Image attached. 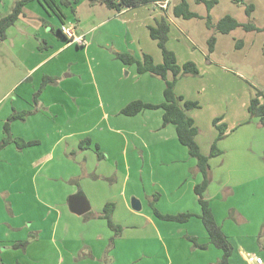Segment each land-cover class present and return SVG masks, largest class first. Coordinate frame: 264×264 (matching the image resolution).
I'll list each match as a JSON object with an SVG mask.
<instances>
[{
    "label": "crops",
    "instance_id": "0c3cea01",
    "mask_svg": "<svg viewBox=\"0 0 264 264\" xmlns=\"http://www.w3.org/2000/svg\"><path fill=\"white\" fill-rule=\"evenodd\" d=\"M84 1H79L76 12L78 6L83 4ZM155 1L162 0L151 2L154 3ZM86 3L93 6L96 2L90 3L87 1ZM155 6L160 10V18L164 17L170 23V18L166 14L167 9ZM131 9L133 7L116 13L118 17H121ZM109 13L97 24L87 29H83L80 25H76L71 21L64 20V23L73 26L77 34H84L86 44L80 47H84L86 51H89L95 44V37L91 36V39H88L87 36L105 25L104 22L112 20ZM122 22L124 23V19H122ZM149 25L151 24L147 23L146 27ZM216 43L217 41L213 51L210 53L207 51L206 61H204L206 70L215 74H217V69L223 68L219 60L210 56L216 50ZM72 44L75 43L66 41L58 49L69 47ZM103 44L108 46V43L104 42L99 44V47H102ZM46 46L45 43L44 48ZM106 51V48H104L106 56L102 55V52L96 54L99 55L97 61H95V56L89 58L86 67L87 78L92 85L91 88L97 105L99 107L104 105L102 104L104 99L99 85L101 83L106 104L109 108H112V113H102L95 125L98 122L107 123L122 119L124 121V132H126L129 131L126 126L135 124L137 127L130 132L133 134L138 129L135 135L142 143L140 145L142 154H110L108 147H106L108 143L104 146L98 139L91 138V143H94L102 153V157L98 158L96 149H94V154H90V149L87 152L85 149L88 148H80L79 143L82 140L80 132L65 130L55 125L59 130L50 134L45 125L47 120L44 118V112L42 111H37L32 114L33 116L30 115V118L29 115L26 116V121L35 118L32 120L34 124L41 122V127L37 128L33 135L26 138L27 141L38 140V143L26 146L31 147V154H0V159L2 156L7 157L10 165H22L9 172L13 178L10 183L2 184L1 182L0 208L6 209L10 216L8 220L5 211L0 224L7 222L9 229L12 231L22 230L23 227L27 232L41 231V224L36 223L32 218V221L27 220L29 218L24 219L23 222L29 221L31 222L29 224L14 222V220L17 221L18 210H31L33 205L37 204L39 208L44 210L41 217L46 216L44 220H47L50 225V234L47 237L53 244L52 247H54L57 254L55 264H124V250L121 244L125 236L124 226L122 227V224H124V221H122L124 220V210L143 217L146 224L152 227L149 233L132 234L131 237L133 238L145 239L148 237L156 238L158 241L181 242V240L188 241L185 236H194L198 243L208 242L206 231L199 218L192 216L183 223L162 220L152 213L150 207L153 200L156 209L163 214H176L178 212L198 214L200 212L194 186L200 182L201 174L196 170V160L189 156L186 147L178 142L174 126L171 124L162 126L163 110L160 108L144 109L134 115H126L120 112L126 104L133 100L150 103L162 102L164 100V81L147 72L138 73L135 64H125L118 59L114 53L126 52L124 48L112 44L109 50L110 56H107ZM146 53L150 54L149 51H146ZM46 58L31 64L16 84L31 78L28 74L36 67L35 71H37ZM176 59L179 64L189 60H180L177 55ZM153 60L155 63H160L162 57L157 55L153 57ZM132 65L134 68L131 67ZM125 66L130 67L123 74ZM95 67H97V71ZM214 67L217 69L214 70ZM108 70L111 71V79L107 78L106 73ZM44 75L55 77V81L48 83L49 85L61 83L58 74L44 72L36 79V85H32L31 99L34 91L40 86ZM72 75L73 73H69L65 76ZM180 79L181 77L174 87L175 93L182 95L185 99L196 100L191 97L193 94L192 89L195 87L191 88L190 85V87H185L187 83L184 88L181 87L182 80ZM107 80H110L111 86L107 87L105 83ZM49 85H45L43 90ZM222 89L211 90L210 95L216 99V105L212 106L214 111L206 117V121L201 118V114L197 110L198 107L192 109L189 115L199 128L196 141L203 154L209 153L211 144L217 134L212 120L219 117V123H224L227 126L226 135L217 142V147L222 153L209 159L211 181L204 194L209 201L216 223L221 227L233 246L232 253L228 257L229 263L254 264L247 262L246 257L248 254L258 256L264 254V251L258 249V247L256 248V245L254 246L252 243L259 240L261 249H264V243L257 237L260 235L258 231L260 226L255 229V219H252L251 214L242 211L245 205L235 204L231 200L235 198L240 186L249 181L251 172L253 174L255 172L258 156L255 152L257 143L262 146L264 144V127L258 125L257 118L250 119L249 117L247 105L253 96L252 93H248L247 100L243 101L237 97V94H240L237 88H234V90H230V88L229 92H223ZM43 90L36 99L35 106L37 105V108L40 105L41 108L46 109V105L47 109H50L54 103H59V99L54 96L44 97L45 91ZM203 90H205V87H201L197 92ZM261 90L264 92L263 89ZM24 96L26 97L24 99L19 97L22 104H11V106L5 107L4 114L0 115V138L3 133V122L11 114L10 112L29 110L32 106L27 100V92ZM79 98L76 104H79ZM258 130H261L259 132L261 140H258ZM15 136L21 138L20 135L16 134ZM124 143H129L125 135ZM228 149L233 151V154H225ZM145 151H148V153L153 151L155 154H144ZM3 177H5L4 174L0 173V181ZM74 194L84 196L89 204L87 212L78 215L69 209L68 198ZM132 198L140 201L141 212H134L135 210L131 206ZM106 203L114 204L111 219L114 224L121 227L120 233L115 237L106 220L98 217ZM250 226L254 228L248 229ZM40 234L41 232L38 235ZM14 236L12 239L16 240L10 239L14 243L22 242L26 238L25 234ZM200 239H203V241ZM188 242L190 243L189 249L190 247L192 249L191 253L196 256L198 255L196 252L206 250L211 245L208 244L206 249H200L193 248L191 242ZM248 246L254 249L256 254L247 251ZM7 247H11V245ZM171 250L172 252L177 250L175 245H172ZM164 251L169 254L168 248L165 247ZM220 252L216 261L222 255L221 250ZM1 255L0 253V263L2 262ZM216 261L214 264H216ZM12 262L13 260H10L7 264H12ZM206 264H209V262H206ZM262 264H264V258Z\"/></svg>",
    "mask_w": 264,
    "mask_h": 264
},
{
    "label": "rangeland",
    "instance_id": "374dc122",
    "mask_svg": "<svg viewBox=\"0 0 264 264\" xmlns=\"http://www.w3.org/2000/svg\"><path fill=\"white\" fill-rule=\"evenodd\" d=\"M15 1L0 0V15L8 14ZM40 1L41 3L36 0L27 3L23 9L24 15L20 16L14 25L8 28L6 38L4 41H0V115L4 114L5 107L11 106V104H22L19 97L26 98L24 95L27 92V100L32 105L29 110L33 111L29 114V118L37 111L44 112V118L47 120L45 125L50 134L59 130L57 127L64 128L65 130L80 132L81 139L89 137L90 143L91 138L98 139L104 146L108 143L106 147H108L110 154H142V147L140 146L142 143L135 135L138 129L133 134L130 132L137 127L135 124L126 126V129L129 130H125L126 132H124L122 119L107 123L98 122L95 125L100 115L105 112L112 113V108L106 104L103 87L99 83V79L104 108L97 105L91 88L92 85L87 78L86 67L89 58L95 56V61H97V57H99L96 55L97 53L101 54L102 52V55L106 56L104 48L107 50V56H110L109 50L112 44L124 48V51L137 58H141L142 53L146 51H149L152 56L159 55L162 57L156 41L149 36L146 27L147 23L155 25L160 20V10L156 8L154 3L149 2L145 5L135 6L123 16L118 17L116 12L108 10L99 2L90 6L85 0L83 4L78 6L75 14L67 6L61 5V11L65 15L64 20L78 24L83 29L97 24L104 16L108 15V12H110L109 17L112 20L104 22L105 25L99 27L97 31L92 33L93 35L87 36L88 39H91V36L95 37V44L89 51L75 44L58 49L61 44L66 42L57 33V28L60 26V12L55 5L48 4L45 0ZM167 2L166 14L170 18V23L166 47L174 51L180 60L189 59L198 66V75H183L180 79L182 82L179 84L183 88L186 83L185 87L189 85L191 88L195 87L192 89L191 97L198 100L197 110H199L204 121L213 113L212 106L216 105V99L210 95L212 89L223 88V92H229L237 88L240 93L237 94V97L243 101L247 100L248 93L254 95L257 89L264 90V30H245L237 27L228 33H219L214 29L207 28L205 22L207 8L204 3L186 0L189 10L199 16L184 18L173 14V7L181 0H167ZM248 4L253 6L249 15L246 12ZM208 13L212 24L227 14L239 22H249L258 27H264V0H216ZM122 19H124V23ZM210 35L214 36L217 41L216 50L210 56L219 60L223 66L222 69L214 67V70L217 69V74L207 71L204 63L208 54L207 39ZM104 42H107L108 46L103 44L102 47H99V44ZM45 43L47 44L46 48H44ZM39 45L41 46L39 47ZM50 54L52 55L46 58ZM43 58H46L42 62L43 65L37 71H35L36 67L28 74L31 78L16 84L31 64ZM129 67H124L123 74L128 71ZM131 67L134 68L133 65ZM95 70H98L97 67ZM44 72L56 73L61 78L60 84H47L49 86L43 90L45 91L44 97L54 96L59 99V103H57L59 105L54 103L50 109H47L46 105V109L41 108L40 105L37 108L33 98H30L32 85L36 83L38 76ZM69 73H73V75L65 76ZM106 74L107 78L111 79V71L108 70ZM105 83L107 87L111 86L110 80ZM201 87H205V90L197 92ZM78 98L80 102L76 104ZM10 113L12 114L13 111ZM34 119L26 121L25 117L23 120L11 121V137H16L17 134L24 141H27L26 138L33 135L34 131L41 127V122H37V124L32 122ZM260 131L258 130V140H261ZM4 135L2 133L0 140ZM124 135L129 140L128 144L124 143ZM90 143L83 142V146L88 148L85 151L90 149V154H94L96 146L94 143ZM30 150L31 147L18 148L14 142H10L0 148V154H31ZM100 150L102 151V149ZM144 154L155 153L145 151ZM225 154H233V151L228 149ZM255 154L258 156L254 174L251 172L249 181L240 186L235 198L231 201L235 204L245 205L242 211L251 214L252 219H255V229L260 226L258 230L260 235L257 237L264 243V144L262 146L257 143ZM9 162L7 157L2 156L0 159V173L5 176L1 179L0 185L10 183L13 178L9 172L22 166L21 164L10 165ZM141 211L142 209L134 212L139 213ZM42 212L44 210L34 204L31 210H18L17 221L14 220V222L19 223L25 221V218H29L27 219L29 221L33 219L36 223L41 224L42 229L38 232L35 230L27 232L24 227L22 230L19 229L20 231H12L7 222L0 224L1 263L7 264L10 260H13L12 264L14 262L20 264H55L57 262V254L47 237L50 234V225L47 220H44L46 216L41 217ZM4 213L9 220L10 215L6 209L3 210L2 208H0V220L4 218ZM29 221L23 223L29 224L31 223ZM122 221H124L122 227L124 226L125 233L124 240L121 241L124 250V264H206V262L214 264L221 253L219 249L209 245L208 249L196 252L198 254L196 256L191 253L192 249L191 247L189 249L190 243L188 241L171 242L169 240L158 241L156 238L148 237L145 239L133 238L131 237L132 234L149 233L152 227L146 224L143 217L133 215L125 210ZM253 228L250 226L248 229ZM40 232L41 234L38 235ZM17 234H25L26 238L22 241L25 242L23 246H14L18 242L14 243L10 240ZM200 240L203 241V239ZM252 243L254 246L256 245V248L264 251L260 247L259 240ZM8 245L11 247H7ZM172 245L177 248L174 252L171 250ZM165 247L169 249V254L165 253ZM247 251L256 254L250 246L247 247ZM259 255L264 258V254ZM236 264L241 263L236 262Z\"/></svg>",
    "mask_w": 264,
    "mask_h": 264
},
{
    "label": "trees",
    "instance_id": "16d2710c",
    "mask_svg": "<svg viewBox=\"0 0 264 264\" xmlns=\"http://www.w3.org/2000/svg\"><path fill=\"white\" fill-rule=\"evenodd\" d=\"M32 0H16L11 8V11L6 15H0V41H3L7 36V30L10 26L18 20V18L24 15V7L27 3ZM41 3L40 0H36ZM48 4L55 5L59 10L60 25L64 23V13L61 11V5L67 6L70 11L75 14L76 6L80 0H45ZM90 3L99 2L103 4L107 9L114 12H120L126 8H132L141 4L149 3L153 0H87ZM198 3H204L207 8V14L205 15V22L208 29H214L219 33H228L237 27H241L245 30H264V27H258L249 22L242 23L236 20L230 15L222 16L215 24H212L209 10L216 3V0H195ZM242 1V0H236ZM253 6L248 4L246 6V12L249 15L252 11ZM173 14L175 16H182L184 18L198 17L199 15L192 12L188 8L186 0H181L180 3L173 7ZM149 36L154 39L159 47L162 55V61L155 63L153 57L149 53H142L141 58H136L134 55L127 52H115V56L125 64H135L136 71L138 73H149L157 76L164 81L163 97L164 100L160 103H150L142 100H133L126 104L120 112L126 115H134L144 109H157L163 110L162 113V126L171 124L174 126L176 131L177 140L180 144L184 145L188 151L189 156L196 160V170L201 174L200 182L194 186V193L197 196V201L200 205V212L198 214L192 212H178L176 214H163L159 212L153 204V200L150 203L152 213L159 219L175 221V222H186L192 216L200 219V222L206 231L208 242L198 243L194 236H185V238L191 242L193 248L206 249L208 244L222 251L221 257L216 261V264H230L228 257L232 253L233 246L226 234L222 231L221 227L216 223L214 215L209 205V201L205 197V190L211 181V171L209 165V159L217 156L222 151L217 147V142L226 135L227 126L224 123H219L220 118L216 117L212 120V123L217 130L216 137L211 144L210 151L208 154H203L196 141V135L199 133V128L195 124L194 119L189 115V112L197 108L199 103L196 100L185 99L182 95L176 94L174 87L179 77L183 75H198L199 68L195 62L187 60L181 64L177 62L174 51L166 47V41L168 38L169 23L164 17L156 22L155 25H149L148 27ZM52 30V28H51ZM58 35L68 42V39L57 28ZM216 39L210 35L207 39V50L210 53L213 51ZM241 44V43H239ZM41 45H39L40 47ZM78 46V45H77ZM264 55V49H263ZM55 81L54 76L44 75L42 82L38 89L33 93V101L36 103L38 95L41 93L45 85ZM247 111L251 118H257L259 126L264 127V92L261 89H257L255 94L250 98L247 105ZM32 110H21L13 111L7 119L4 121L2 126V132L5 134L0 140V148L4 147L10 142H14L18 148L24 146H30L38 143V140L24 141L20 137H11L10 123L15 119H25L27 115L32 113ZM83 142L90 143L89 138H84L79 143L80 148L84 149ZM96 155L98 158L102 157V153L96 146ZM114 204L106 203L98 214L100 218L106 220L108 227L113 231L114 237L117 236L121 228L112 222L111 214L113 211ZM112 241V239H111ZM25 242H19L14 246H23ZM111 245V244H110ZM14 264H20L15 262Z\"/></svg>",
    "mask_w": 264,
    "mask_h": 264
},
{
    "label": "built area",
    "instance_id": "2783aa9c",
    "mask_svg": "<svg viewBox=\"0 0 264 264\" xmlns=\"http://www.w3.org/2000/svg\"><path fill=\"white\" fill-rule=\"evenodd\" d=\"M154 3L160 8L165 9L168 2L167 0H162V1H155ZM59 28H60V31L68 39L69 43H75L78 46H84L86 44L84 34H77L73 26L63 23L59 26ZM246 261L249 263H254V264H262L263 258L258 255L248 254L246 257Z\"/></svg>",
    "mask_w": 264,
    "mask_h": 264
},
{
    "label": "water",
    "instance_id": "95a60500",
    "mask_svg": "<svg viewBox=\"0 0 264 264\" xmlns=\"http://www.w3.org/2000/svg\"><path fill=\"white\" fill-rule=\"evenodd\" d=\"M131 206L134 210H140V201L136 198H132ZM68 207L73 213L81 215L88 211L89 204L84 198V196L80 194H74L70 195L68 198Z\"/></svg>",
    "mask_w": 264,
    "mask_h": 264
}]
</instances>
